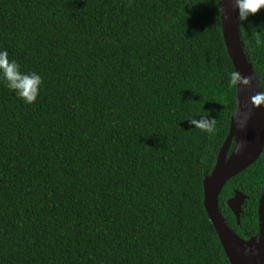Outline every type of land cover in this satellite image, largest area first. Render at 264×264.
<instances>
[{
  "label": "trees",
  "instance_id": "16d2710c",
  "mask_svg": "<svg viewBox=\"0 0 264 264\" xmlns=\"http://www.w3.org/2000/svg\"><path fill=\"white\" fill-rule=\"evenodd\" d=\"M239 36L264 93V8ZM3 50L42 84L0 76V264H229L203 207L236 103L216 0H0ZM263 182L264 149L218 196L243 240Z\"/></svg>",
  "mask_w": 264,
  "mask_h": 264
},
{
  "label": "water",
  "instance_id": "95a60500",
  "mask_svg": "<svg viewBox=\"0 0 264 264\" xmlns=\"http://www.w3.org/2000/svg\"><path fill=\"white\" fill-rule=\"evenodd\" d=\"M223 40L234 72L248 77L250 83L236 86V98L229 132L220 148L215 166L203 179V207L216 233L229 264H264V182L257 204V235L243 240L221 218L218 196L228 180L251 166L264 149V103L256 105L253 98L261 92L255 73L244 54L239 36L238 10L235 0H216ZM233 149L229 152L231 144ZM246 197L236 192L227 201L237 224Z\"/></svg>",
  "mask_w": 264,
  "mask_h": 264
},
{
  "label": "clouds",
  "instance_id": "9594fccd",
  "mask_svg": "<svg viewBox=\"0 0 264 264\" xmlns=\"http://www.w3.org/2000/svg\"><path fill=\"white\" fill-rule=\"evenodd\" d=\"M219 2V0H218ZM235 8L238 10V20L244 21L249 15L256 14L261 8H264V0H235ZM257 43H260L259 39ZM9 54L6 50L0 51V76L7 83V87L24 100L25 103H33L39 95L42 84L41 76L35 72L23 73L15 60H9ZM231 83L233 86L247 85L250 83L248 77H242L237 72L231 73ZM253 101L256 105L264 103V93L258 92ZM190 125L195 126L209 134L216 131L215 119L200 117L199 119H188Z\"/></svg>",
  "mask_w": 264,
  "mask_h": 264
}]
</instances>
